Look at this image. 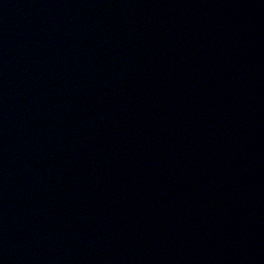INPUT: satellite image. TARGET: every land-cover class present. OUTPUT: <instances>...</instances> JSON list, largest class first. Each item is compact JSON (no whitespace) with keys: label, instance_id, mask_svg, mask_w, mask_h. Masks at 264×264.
Returning a JSON list of instances; mask_svg holds the SVG:
<instances>
[{"label":"water","instance_id":"95a60500","mask_svg":"<svg viewBox=\"0 0 264 264\" xmlns=\"http://www.w3.org/2000/svg\"><path fill=\"white\" fill-rule=\"evenodd\" d=\"M0 264H213L78 0H0Z\"/></svg>","mask_w":264,"mask_h":264}]
</instances>
